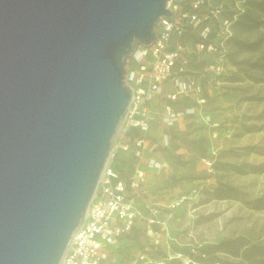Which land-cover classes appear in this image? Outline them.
Wrapping results in <instances>:
<instances>
[{
	"label": "water",
	"instance_id": "1",
	"mask_svg": "<svg viewBox=\"0 0 264 264\" xmlns=\"http://www.w3.org/2000/svg\"><path fill=\"white\" fill-rule=\"evenodd\" d=\"M169 0H0V264H60Z\"/></svg>",
	"mask_w": 264,
	"mask_h": 264
},
{
	"label": "rangeland",
	"instance_id": "2",
	"mask_svg": "<svg viewBox=\"0 0 264 264\" xmlns=\"http://www.w3.org/2000/svg\"><path fill=\"white\" fill-rule=\"evenodd\" d=\"M225 1L226 16L236 11V4L241 7L240 13L248 6V0H233V4ZM260 14L264 18V14ZM237 19L232 25V36L221 41L226 47L225 55L200 52L192 57L189 67L199 79L217 75L211 68L205 70L206 65L219 63L222 67L216 83L205 81L207 102L198 105L219 123L217 138H212L213 129L203 123L200 114L192 118L182 116L185 123L181 129H167L160 121L164 111L160 105L162 95L153 102L159 116L145 134L146 145L136 148L132 142L129 149L124 150L119 145L124 139L118 131L107 161L127 177L129 167L135 170L141 160L143 166H149L150 157L156 155L162 166L153 176H148L146 184L153 204L169 205L186 196L174 210L161 209L171 237L158 251L159 255L169 258L166 264H184L190 252L205 250L209 260L201 264H252L248 256L254 251L251 252L250 247L264 248V81H253L235 64V61L256 58L258 53L241 50L236 42L257 41L263 36L264 26L245 30L236 24ZM190 30L186 40L196 48L197 38ZM136 65L129 57L126 72H131ZM259 75L264 77V73ZM170 89L168 84L166 91ZM178 104L182 107L184 101ZM166 131L173 138L169 145L162 142ZM203 158H208L212 164L207 165ZM140 225L144 224L140 222ZM139 230L134 232L130 246L135 256L124 255L122 261L135 259L138 248L150 241L143 228ZM239 237L248 244L241 247L238 256L220 246L224 241Z\"/></svg>",
	"mask_w": 264,
	"mask_h": 264
},
{
	"label": "built area",
	"instance_id": "3",
	"mask_svg": "<svg viewBox=\"0 0 264 264\" xmlns=\"http://www.w3.org/2000/svg\"><path fill=\"white\" fill-rule=\"evenodd\" d=\"M229 2L234 3L233 0ZM225 5V0H169L171 12L161 17L156 28V39L150 45H138L134 49L130 57L137 65L125 76L126 83L132 89V97L119 129L124 139V143L119 145L124 150L129 149L132 142L136 148L144 145L145 134L153 128L159 116L151 103L162 95L164 111L160 121L167 129L174 128L177 119L182 116L200 114L203 123L213 129L212 138H217L219 123L199 109L198 105L207 102L205 81L216 83L222 67L219 63L206 65L205 70L211 68L217 74L207 79H199L189 67L192 57L200 52L225 55L226 47L221 41L232 36V25L241 8L236 4V11L226 16ZM189 30L197 38L196 48L186 40ZM168 84L171 89L166 91ZM182 101L183 107L174 105ZM133 129H139L143 134L131 138L129 135ZM172 140L170 132H163L162 142L165 145ZM203 161L207 165L212 164L208 158H203ZM149 166L160 168L162 163L150 159ZM146 184L144 169L136 168L126 178L107 162L86 216L74 232L60 264H106L110 260L112 245L130 236L137 226L143 228L150 241L136 253L135 264H166L169 258L159 255L158 251L171 237L161 209L174 210L186 196L175 199L169 205L148 203L142 207L139 199L148 194ZM140 222L144 224L143 227ZM201 263L191 254L184 261V264Z\"/></svg>",
	"mask_w": 264,
	"mask_h": 264
},
{
	"label": "trees",
	"instance_id": "4",
	"mask_svg": "<svg viewBox=\"0 0 264 264\" xmlns=\"http://www.w3.org/2000/svg\"><path fill=\"white\" fill-rule=\"evenodd\" d=\"M248 6L239 14L236 24L245 30H255L264 26V18L260 14H264V0H248ZM237 45L241 50H250L258 53L256 58L242 61H235V64L240 66L241 70H244L248 76L256 82L264 81V77H260V73H264V33L257 41H237ZM255 70V72L253 71ZM248 244V241L242 237L230 239L224 241L220 246L226 247V249L235 256L240 253L241 247ZM250 251L253 252L248 258L252 261V264H264V248L261 246L253 245L250 247ZM191 254L196 260L201 262H207L206 258L207 250ZM201 254H206L203 257ZM261 256V257H259Z\"/></svg>",
	"mask_w": 264,
	"mask_h": 264
},
{
	"label": "crops",
	"instance_id": "5",
	"mask_svg": "<svg viewBox=\"0 0 264 264\" xmlns=\"http://www.w3.org/2000/svg\"><path fill=\"white\" fill-rule=\"evenodd\" d=\"M207 93V92H206ZM158 99V98H157ZM155 101V100H154ZM153 101V102H154ZM153 102L151 103V107H152V109L156 112V113H159V111H158V108L157 107H155V105L153 104ZM163 102L164 101H161V103H160V105H163ZM176 107H178V103H175L174 104ZM184 106V105H183ZM182 106V107H183ZM178 108H181V107H178ZM188 117H190V118H192L193 117V115H187ZM185 121V119H182V117H180V118H178L177 119V121H176V125H175V127L173 128V129H181L182 128V126H183V124L185 123L184 122ZM143 134V132L141 131V130H139V129H133L132 131H131V133H130V137L131 138H135V137H138V136H140V135H142ZM145 138H146V135H145ZM146 142H147V140H145V143H144V145H146ZM148 153H149V150H148ZM145 157H146V155H144ZM150 159H155V160H157V161H159V162H161L162 163V161L156 156V155H153V156H151L150 157ZM137 168H142V169H144L145 170V173H146V177H147V180H146V183H148L149 182V179H148V176L149 177H151V176H153V174H155L156 172H157V170H158V168H155V167H151V166H143V161L141 160V162H139L138 163V166H137ZM134 171V169L133 168H131V167H129V170H128V172L127 173H129L128 174V176L130 175V173L131 172H133ZM121 175H122V173H121ZM127 176V177H128ZM123 177V176H122ZM126 177V178H127ZM150 204V203H153V200H152V197L151 196H145L143 199H139V204L142 206V207H145L146 206V204ZM160 204H162V202H160ZM136 231H138V232H140V230H139V227L137 226V227H135L134 228V230L132 231V233H131V235L130 236H126V237H124L123 238V240H121V242L120 243H117V244H114V245H112V247H111V256H110V260L106 263V264H132L133 262V264H135V259H131L130 261H122V259H123V257H124V255H125V257L127 256V257H129V256H131V254H132V249H131V244H133L132 242H131V240L133 239V237H134V232H136ZM140 239H143V237H140ZM149 244V242L146 244V245H148ZM146 245H144L143 247H139L138 249H144L145 248V246ZM128 248L126 251L123 249V248ZM130 248V249H129ZM127 252H131V253H127ZM137 252V251H136ZM133 255V254H132ZM133 256H135V255H133Z\"/></svg>",
	"mask_w": 264,
	"mask_h": 264
},
{
	"label": "bare ground",
	"instance_id": "6",
	"mask_svg": "<svg viewBox=\"0 0 264 264\" xmlns=\"http://www.w3.org/2000/svg\"><path fill=\"white\" fill-rule=\"evenodd\" d=\"M121 127V126H120ZM120 129V128H119Z\"/></svg>",
	"mask_w": 264,
	"mask_h": 264
}]
</instances>
